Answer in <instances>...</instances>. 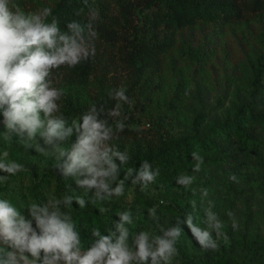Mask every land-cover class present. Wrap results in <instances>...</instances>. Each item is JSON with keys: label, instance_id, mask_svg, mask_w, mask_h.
<instances>
[{"label": "trees", "instance_id": "16d2710c", "mask_svg": "<svg viewBox=\"0 0 264 264\" xmlns=\"http://www.w3.org/2000/svg\"><path fill=\"white\" fill-rule=\"evenodd\" d=\"M15 2L26 12L30 9L24 8L25 2L36 12L51 7L52 15L46 22L51 23L55 18L63 32L69 31L67 22L74 20L87 25L91 21L92 29L97 33L93 41L95 55L74 68L62 66L53 70V78L55 86L64 90L58 103L69 122L78 119L93 103L103 106L106 111L113 108L116 101L111 99L110 93L120 87L126 89L130 103L121 102L122 115L119 117L125 129L111 142L129 156L127 163L120 165L117 183L124 179L129 168L138 170L144 161H148L153 170L159 169V176L150 184L165 192L182 187L176 182L178 176L197 174L205 180L203 186L216 195L218 203L211 210L223 223L235 201L248 198L255 189L264 187V52L254 55L248 98L235 103L231 114L213 120L205 127L202 114H197L193 131L189 134L177 136L167 131L168 116L177 113L184 92L181 69L171 51L178 50V56L192 61L197 70L204 69L209 58L200 46L191 47L184 40L178 46L180 35L198 25L221 29L233 24L248 26L255 18L264 15V0H88L87 4L83 0ZM94 12L98 14L97 19H92ZM169 71L178 80L166 95L165 77ZM163 110L166 112L162 113ZM147 124L148 127H143ZM75 139L73 135L69 146ZM21 146L15 136L7 141L0 136V154L7 151L9 160L22 164L29 155L38 154L33 149L24 151ZM194 151H198L204 160L199 172L193 171L195 161L191 153ZM135 174L134 171L133 176L125 180L124 190ZM233 175L237 178L235 181L230 179ZM8 180H13V185L0 184V198L9 199L25 216L30 203L44 202L51 195L57 198L83 196L89 201L84 208L73 201L70 209H63L71 212L84 248L89 247L94 239L91 235L93 228L103 234H107L108 229L115 231L118 214L126 210L131 212L133 219V224L128 226V243L133 249L134 236L140 231H159L157 220L149 215L153 208L159 224L165 228L175 225L178 220L186 221L188 214H196L194 223L206 227L205 218L198 214L202 205L185 190H181L183 194L179 192L164 198L143 192L131 202L114 196L111 200L93 203L90 199L93 193H85L73 178L62 176L56 168L42 172L25 169ZM101 208L106 211L101 212ZM179 226L182 232L176 247L181 250V241L192 234L186 223ZM176 264H264V243H256L247 253L238 255L221 243L218 250H210L196 242L192 251L185 250L177 257Z\"/></svg>", "mask_w": 264, "mask_h": 264}, {"label": "clouds", "instance_id": "9594fccd", "mask_svg": "<svg viewBox=\"0 0 264 264\" xmlns=\"http://www.w3.org/2000/svg\"><path fill=\"white\" fill-rule=\"evenodd\" d=\"M83 3L87 4L88 0ZM52 11L51 7H44L39 14L26 12L15 0H0V115L3 117L0 123L4 126V139L15 136L25 148L54 158L56 170L62 176L73 178L85 193H93L90 198L93 203L122 196L125 180L134 171L132 184L147 186L155 182L159 169L153 170L144 161L138 170L129 168L124 179L117 183L120 165L129 159L127 152L111 143L125 129L123 120L119 119L121 102L130 103L124 87L110 93L116 104L107 111L93 103L71 122L61 111L58 101L64 90L55 86L53 70L62 66L74 68L93 57L97 33L91 21L82 25L74 20L67 22L69 31L63 32L55 18L51 23L46 22ZM97 18L98 14L92 13V19ZM73 135L75 142L69 146ZM191 155L195 161L193 171L199 172L203 157L198 151ZM8 156L7 151L0 154V173H4L0 175V184H6L9 177L25 170L23 164L9 160ZM230 179L237 178L233 175ZM193 181L194 177L183 174L176 179L185 188ZM203 195L207 196V190ZM73 201L80 208L89 202L83 196L51 195L44 202L30 203L25 216L9 199L0 198V245L6 246L0 247V264H172L179 255L176 242L182 232L181 223H186L192 237L204 249L218 250L221 239L225 244L229 242L223 232L224 223L211 210L209 202L205 228L194 223L192 214L187 215L186 221L178 220L165 228L159 224L153 208L149 215L157 220L159 231H140L134 236L133 249L128 243V226L133 224V219L126 210L118 214L115 231L108 229L103 234L93 228L94 239L84 248L71 212L63 210L70 209ZM227 215L234 218L231 211Z\"/></svg>", "mask_w": 264, "mask_h": 264}, {"label": "rangeland", "instance_id": "374dc122", "mask_svg": "<svg viewBox=\"0 0 264 264\" xmlns=\"http://www.w3.org/2000/svg\"><path fill=\"white\" fill-rule=\"evenodd\" d=\"M43 1L50 3L53 0ZM29 7L30 4L25 2L24 8L33 11V8ZM42 10H37V13H41ZM183 40L191 47H202L206 50L209 58L205 68L197 70L192 61L187 58L181 59L178 56V50L171 51V55L178 60V66L181 69L180 78L184 86L179 110L174 116L171 114L168 116L170 124H167V131L177 136L193 131V123L197 114H202L204 118L202 124L205 127L213 120L223 119L231 114L235 103L248 98L251 90L250 83L253 79L254 55L264 52V15L255 18L248 26L233 24L221 29L213 25H198L184 31L180 35L177 45H181ZM165 79V93L169 95L178 77L169 71ZM165 112V110L162 111V113ZM2 120L3 117L0 115V122ZM148 126L149 124L143 125V127ZM3 131L4 126L0 123V136H3ZM21 148L24 151L31 150L23 145ZM56 163L54 158L38 153L26 157L22 164L25 169L42 172L55 169ZM192 177H194V181L189 187L182 186L183 188L174 192H165L153 184L147 186L132 184V180L135 178L133 177L121 197L125 201L131 202L136 195L143 192L157 198H164L179 192L183 194L181 190H185L187 193L193 194L195 200L202 205L198 214L200 218L204 219L205 209L210 206L209 202L213 209L218 203L217 197L203 186L204 179H201L197 174ZM13 182V180H8L6 187L12 186ZM204 190H207V196L203 195ZM230 211L234 213V218L226 215L227 219L223 228L229 242L225 244L221 239L219 243L226 245L231 252L238 255L247 253L250 247L256 243H264V187L255 189L248 198L235 201ZM195 215L193 217H196ZM213 238L215 239L214 232ZM195 244L196 240L192 235L183 239L179 246L181 250L176 247L179 252L178 256L185 250L192 251ZM178 256L173 259L172 264H176Z\"/></svg>", "mask_w": 264, "mask_h": 264}]
</instances>
